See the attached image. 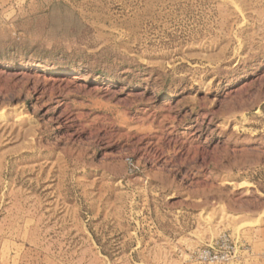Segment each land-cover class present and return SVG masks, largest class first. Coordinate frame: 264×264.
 <instances>
[{
	"label": "rangeland",
	"instance_id": "1",
	"mask_svg": "<svg viewBox=\"0 0 264 264\" xmlns=\"http://www.w3.org/2000/svg\"><path fill=\"white\" fill-rule=\"evenodd\" d=\"M0 264H264V0H0Z\"/></svg>",
	"mask_w": 264,
	"mask_h": 264
}]
</instances>
